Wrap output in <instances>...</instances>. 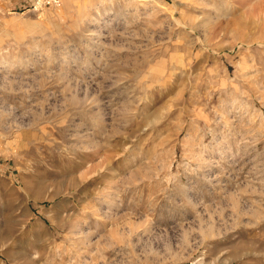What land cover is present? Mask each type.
I'll return each mask as SVG.
<instances>
[{
  "label": "rangeland",
  "instance_id": "1",
  "mask_svg": "<svg viewBox=\"0 0 264 264\" xmlns=\"http://www.w3.org/2000/svg\"><path fill=\"white\" fill-rule=\"evenodd\" d=\"M0 264H264V0H0Z\"/></svg>",
  "mask_w": 264,
  "mask_h": 264
}]
</instances>
